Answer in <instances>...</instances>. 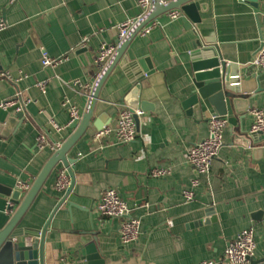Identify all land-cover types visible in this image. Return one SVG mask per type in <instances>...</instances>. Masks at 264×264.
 <instances>
[{
	"label": "crops",
	"instance_id": "obj_1",
	"mask_svg": "<svg viewBox=\"0 0 264 264\" xmlns=\"http://www.w3.org/2000/svg\"><path fill=\"white\" fill-rule=\"evenodd\" d=\"M7 1L0 0V22L5 23L0 31V104L20 92L27 105L25 120L12 126L8 119L13 113L0 106V185L17 189L18 180L32 187L74 134L73 125L57 132L51 121L68 124V105L75 104L81 123L94 86L120 44L99 68L94 61L101 45L117 44L118 25L139 16L141 8L137 0H17L4 7ZM173 1L160 2L164 6ZM200 1L208 11L200 12L198 23L187 17L192 27H186L181 16L171 19L167 11L154 18L160 24L149 34L142 35L141 28L131 39L121 60L148 57L150 74L139 80L142 66L128 69L118 63L106 78L95 115L109 109V126L116 127L119 106L134 100V80L140 83L138 98L152 108L139 115L135 140L117 143L113 134L95 142V129L88 128L63 153L64 160H58L17 224L41 230L39 264H92L82 253L90 243L98 249V264H199L220 259L248 227L256 233L254 258L264 256V140L251 132V109L264 110V71L248 65L264 44V0H259V14L242 0ZM196 39L219 47L231 67L230 84L250 97L244 118L224 129V145L207 174H198L187 163L188 149L208 136L214 114L211 107L189 113L183 105L195 89L188 49ZM42 50L63 60L45 67ZM43 80H48L46 92L37 85ZM75 80L90 84L89 93L73 87ZM42 129L49 142L39 148ZM155 167L171 171L153 177L150 170ZM63 169L71 183L60 191L56 182ZM194 178L199 179L195 198L186 201L184 191L192 188ZM109 188L117 189L131 215L140 219V234L133 242L122 241L119 218L97 210ZM9 201L0 192V231L19 206L14 204L9 213ZM36 238L25 237L28 243Z\"/></svg>",
	"mask_w": 264,
	"mask_h": 264
},
{
	"label": "water",
	"instance_id": "obj_2",
	"mask_svg": "<svg viewBox=\"0 0 264 264\" xmlns=\"http://www.w3.org/2000/svg\"><path fill=\"white\" fill-rule=\"evenodd\" d=\"M160 1L161 0H154L153 7L149 10L148 14L135 25L131 33L121 42L117 52L102 70L100 77L94 86L87 111L81 123L79 125L78 122L73 124L76 131L64 143L61 149H59L48 161L30 190L26 193L24 199L21 201L23 195L22 190L11 189L0 185V192L8 195L13 204L19 205L12 215L8 225L0 231V264H39L40 240L38 239V236H40L41 230L19 228L17 227V224L30 207L32 201L40 191L44 181L58 160H64L63 153L67 151L88 128L101 130L104 126L108 125L109 109L103 110V112L97 116L95 115V107L99 99L100 89L113 68L118 63L122 67L128 69L131 67L142 66L143 72L138 76L139 80L145 74H150L153 71V66L148 57L133 62L124 59L121 60L128 44L135 34L159 14L172 9H179L182 11L181 17L186 27H192V24L187 17L193 22L198 23L201 21L200 12L208 11L207 4L200 0H175L168 4H164V6H162ZM242 1L249 3L257 14L261 13L259 0ZM8 3L9 0L4 7H6ZM188 50L189 61L194 74L193 82L195 89L192 94L184 100V107L188 109L189 113H193L196 109L204 110L211 107L215 115H226L228 116L229 123L233 126H237L248 110L250 97L237 93L233 87L234 85L230 84L231 78L233 77L231 67L229 63L224 60L219 47L204 45L201 40L196 39L195 42L190 45ZM139 88L140 83L134 80L132 89L134 100H128V105L133 111H135V109H140L141 111L146 112L150 110V107L152 108V105L138 98L137 95ZM245 104H247V106H245ZM7 110L10 113H13L8 119L9 126L22 123L25 120L26 110L22 105L21 100L19 103L8 107ZM134 118L138 128L140 122L139 116L134 113ZM27 235L36 236L37 238L34 242L28 243L25 239ZM82 253L92 264H98L94 262V259L99 255L95 243L86 245L85 248L82 249ZM250 264H264V256L260 258H252Z\"/></svg>",
	"mask_w": 264,
	"mask_h": 264
},
{
	"label": "built area",
	"instance_id": "obj_3",
	"mask_svg": "<svg viewBox=\"0 0 264 264\" xmlns=\"http://www.w3.org/2000/svg\"><path fill=\"white\" fill-rule=\"evenodd\" d=\"M17 0H9V3H15ZM141 13L136 18H130L118 25V40L117 44L103 43L100 50L95 57L94 63L99 68L104 67L106 63L115 53L117 47L129 34L130 30L140 22L149 12L152 0H137ZM171 19H176L181 16L179 10H171L168 13ZM160 24L158 19H152L145 25L140 33L147 35L153 28ZM5 28V23L0 22V31ZM87 39L84 40L85 46ZM63 60V57H52L46 50H42V65L45 67H54ZM249 67L254 68L256 71H264V45L258 50L253 59L248 62ZM38 87L46 92L48 87V80L38 82ZM73 87H80L83 93H89L91 86L88 83H82L80 80L72 81ZM22 101V105L25 107L27 101H24L20 92L11 100L0 104L2 108L7 109L14 104ZM65 104H69L66 99ZM68 109L70 112V122L66 125H61L55 120L51 121L52 127L61 132L64 129L72 126L75 122H79L81 119V112L77 105L69 104ZM134 113L138 116L143 114L140 109L133 111L131 107L121 105L118 109V117L116 121V127L109 125L104 126L101 130H95L92 134V139L95 142H101L104 138L111 135H115V141L117 143H128L136 139L138 135L137 124L134 118ZM254 121L251 126L252 133H259L264 140V110L258 107L251 109ZM229 124L228 116L226 115H211L209 118V134L206 138L193 144L187 152V163L190 164L198 174H207L210 172L214 159L218 156L221 148L224 145V129ZM49 142L48 132L41 130L38 136L37 145L39 148L45 147ZM55 148L59 147V143H54ZM171 171L170 167H155L150 170V175L153 177L166 176ZM70 177L65 169L61 170L58 174L56 182L57 190H65L70 185ZM199 185V179H192V188L184 191V197L186 201H191L195 198V191ZM31 188V184L18 180L17 189L22 191H28ZM14 204L11 200L8 202L7 211L13 212ZM97 210L105 216L119 218L120 223V235L124 243H130L138 239L141 229L140 219L131 215V208L127 201L123 198L122 194L115 188H109L104 193L103 198L97 205ZM256 253V233L253 227H248L241 230L236 238L229 243L223 256L220 259H206L202 260L199 264H250L251 259L255 257Z\"/></svg>",
	"mask_w": 264,
	"mask_h": 264
}]
</instances>
